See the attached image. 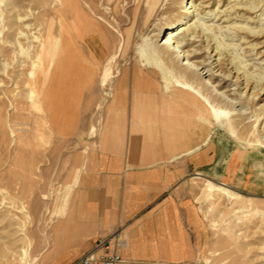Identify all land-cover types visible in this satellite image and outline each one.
Here are the masks:
<instances>
[{
	"label": "rangeland",
	"instance_id": "obj_1",
	"mask_svg": "<svg viewBox=\"0 0 264 264\" xmlns=\"http://www.w3.org/2000/svg\"><path fill=\"white\" fill-rule=\"evenodd\" d=\"M139 2L120 0L115 13L116 0H70L66 34L62 0H0V264L56 262V252L49 249L55 214L59 209L62 218L78 215L81 196L75 184L82 151L93 147L104 126L114 81L125 68L140 65V49L157 53L155 35L161 26L185 17L187 2L182 7L181 0H162L150 17L145 2L137 11ZM188 3L195 12L184 21L189 32L180 37L182 50L200 68L211 70L204 77L217 91L240 105L229 111V132L215 123L210 109V118H178L184 120L186 137L199 146L202 142L208 153V166L199 171L204 178L192 172L187 184L199 214L193 237L197 261L264 264V35L253 34L264 31V0ZM75 7L84 12L82 19ZM96 25L117 46L120 32L133 26L132 51L112 58L97 84L80 88L74 60L67 56H87L88 65L92 56L109 57ZM174 62L160 58L170 79L184 76L200 93L177 82L171 86L218 103L199 77L183 73ZM73 220L76 230L67 232L56 264H72L84 253L79 248L90 225L87 219Z\"/></svg>",
	"mask_w": 264,
	"mask_h": 264
},
{
	"label": "crops",
	"instance_id": "obj_2",
	"mask_svg": "<svg viewBox=\"0 0 264 264\" xmlns=\"http://www.w3.org/2000/svg\"><path fill=\"white\" fill-rule=\"evenodd\" d=\"M123 71L112 85L104 126L81 155L74 217L87 219L90 228L79 250L120 229L118 249L131 264H198L193 237L199 214L187 184L192 172L204 178L199 171L208 166V153L202 142L186 137L178 118H210L209 107L202 96L168 86L157 68ZM60 212L49 248L56 252L54 264L67 232L76 230L73 215L62 218Z\"/></svg>",
	"mask_w": 264,
	"mask_h": 264
},
{
	"label": "bare ground",
	"instance_id": "obj_3",
	"mask_svg": "<svg viewBox=\"0 0 264 264\" xmlns=\"http://www.w3.org/2000/svg\"><path fill=\"white\" fill-rule=\"evenodd\" d=\"M108 3L112 2L113 0H107ZM182 1V7H184V4L187 2V5L190 3H188V1L191 0H181ZM143 2H145L146 6H147V14L148 17L152 16L156 9L157 6L161 4L162 0H140L138 6H137V11L139 12L142 8ZM120 0H116V5L114 8L115 13L119 12L118 11V7ZM70 0H62V26H63V31L67 34L68 33V29H67V25L65 23V10L70 8ZM187 5L185 6L186 10L185 12H183L185 14V17L183 19H180L176 22L174 21H169L168 23H166L165 25L161 26V28L159 29V32L155 35L156 37V42H157V53H153L152 51L150 53H144L141 52V49L139 51V54L142 53V61L140 63L141 67H153V68H157L159 69L164 76V79L166 82V84L169 86L170 84H176V82L180 85L183 86L186 89H189L195 93H200V91L193 86V84L188 81L186 79V77L182 76V77H178L176 78V82H174V79H170L168 72L166 71V69L161 65L160 63V58H171L172 60H174L177 65L181 68V71H183V73H188V72H192L194 73L197 77H199L204 86H206L207 88H209L211 90V92L213 94H215V98L218 101V103H216L215 101H211L210 98L205 97L202 95L204 101L207 103L209 109L211 110V115L214 116L215 118H217L219 125L224 128L226 131L229 132V125H228V121H227V116L229 114L230 110H234L236 106L239 105V103L229 99V96L227 93L224 92H219L217 91V88L214 87V85L211 84V81H209L208 79H206V77L204 76H208V74L211 72L204 70L202 67L200 68V66H198V64L200 65L199 62H192L191 61V54L188 55L187 53L184 52V50H182L183 47V40L180 39L181 35H185L186 33L189 32V30H185L184 27L187 26L188 22H185V20H188V17L193 14L195 11H190V9L193 8V6L191 7H187ZM72 6V5H71ZM169 8H172V5L168 6ZM82 9V8H81ZM197 9V8H196ZM255 9V8H254ZM251 9V10H254ZM244 10V9H243ZM75 13L76 16L79 19H82L84 12L80 11V13L82 15H80V13H78V9L75 7ZM78 11V12H77ZM72 12V11H71ZM87 16V15H86ZM88 17V16H87ZM88 20V19H87ZM189 21V20H188ZM90 22V21H89ZM82 24V23H81ZM93 24V23H92ZM100 25V24H99ZM101 26V25H100ZM191 27V25H189ZM77 27V26H76ZM102 27V26H101ZM100 27V28H101ZM104 27V26H103ZM189 27V28H190ZM87 28V27H86ZM99 27L94 26V32L97 35H100V38L103 41V46H104V53H109V57L107 59H99V58H95L92 56V63H90L88 65L87 62V56L86 58L83 55H79L77 58L72 57L70 53H68V56L65 54L67 52H65L64 54L69 58V60H74V64L76 67V71H77V75L79 76V86L81 88V86L85 85V83L87 84L88 82H92L93 84H97L98 83V77L100 78V73L105 69V65L112 60V58L114 59L115 57H117L118 55L120 56H126L128 54V52L132 51V45H133V41H134V27L132 26L129 29H126L124 31L120 32V42L117 45L112 44L113 42H111L109 40V37L104 34V31H102ZM105 28V27H104ZM77 29V28H76ZM239 29V28H238ZM241 29V28H240ZM86 31V29H84ZM121 30V29H120ZM172 30V31H171ZM90 31V30H89ZM106 31V30H105ZM168 31H171L170 33L167 34ZM249 31V30H248ZM92 32V31H91ZM253 32V31H252ZM78 33V32H77ZM81 33V32H80ZM86 33V32H85ZM106 33V32H105ZM110 33V32H109ZM79 34V33H78ZM254 36H258L260 37L261 35H264V31H260L259 32H253ZM87 35V34H86ZM90 35V34H89ZM192 35V34H191ZM190 35V36H191ZM250 35V34H249ZM164 38L160 41V38L163 37ZM193 37L195 36V34L192 35ZM79 36H77L78 38ZM82 37V36H81ZM192 37V38H193ZM76 38V40H77ZM257 38V37H256ZM87 40V39H86ZM192 40V39H191ZM195 42V41H194ZM188 43V42H187ZM186 43V44H187ZM156 45V43H154ZM258 45V44H257ZM117 46V47H115ZM156 47V48H157ZM61 48V47H60ZM82 48V47H81ZM218 49V48H217ZM62 50V49H61ZM252 51L254 49H251ZM84 51V49H83ZM85 53V52H84ZM94 53V52H93ZM107 53V54H108ZM120 53V54H119ZM197 53V52H196ZM85 55V54H84ZM198 56V55H197ZM262 58V57H260ZM60 59V58H59ZM122 60V59H121ZM174 62V64H175ZM264 62V60H263ZM110 63V62H109ZM216 63V62H214ZM71 64V63H70ZM213 63H211L212 65ZM173 65V64H172ZM203 65V64H202ZM210 65V66H211ZM73 66V65H72ZM112 66V65H111ZM213 66H217L212 65ZM205 67V66H204ZM214 67V68H215ZM125 68V67H124ZM206 69V68H205ZM165 70V71H164ZM213 70V69H212ZM58 71V70H57ZM153 71V70H152ZM123 72H127V68L124 69ZM155 72V71H154ZM67 74V73H66ZM76 75V76H77ZM125 76V75H124ZM66 78V77H65ZM123 78V77H122ZM126 79V78H125ZM124 79V80H125ZM73 80V79H72ZM75 80V79H74ZM78 82V79H76V83ZM67 84V82H65ZM72 83V82H71ZM91 83V84H92ZM156 83V82H155ZM157 85V83H156ZM203 86V85H202ZM99 87V86H98ZM68 88V87H67ZM64 89V88H63ZM76 89V88H75ZM67 90V89H65ZM83 90V88H82ZM188 90V91H189ZM233 90V89H232ZM84 92V91H83ZM166 92V91H165ZM230 92V91H229ZM64 93V92H63ZM79 93V92H78ZM194 93V94H195ZM198 93V94H199ZM201 95V94H200ZM214 98V97H213ZM140 102V101H139ZM83 103V102H82ZM85 103V102H84ZM89 103V102H88ZM95 103V101H94ZM143 103V102H142ZM92 103H89V105L91 106ZM130 106V105H129ZM240 106V105H239ZM89 107V106H88ZM84 108V107H83ZM82 108V109H83ZM86 108V106H85ZM81 109V108H80ZM89 110V109H88ZM140 111V110H139ZM81 112V111H80ZM100 112V110H99ZM107 113V112H106ZM84 114V113H83ZM250 114V113H249ZM82 115V114H81ZM244 115V114H243ZM84 116V115H83ZM91 116V115H90ZM121 116V115H120ZM82 117V116H81ZM119 117V116H118ZM86 118V117H85ZM115 118V117H114ZM261 132V131H260ZM232 136V135H231ZM264 135H260V140L261 142L264 144ZM213 184L211 183V187ZM216 188V187H215ZM220 189H222L220 187ZM223 190V189H222Z\"/></svg>",
	"mask_w": 264,
	"mask_h": 264
},
{
	"label": "built area",
	"instance_id": "obj_4",
	"mask_svg": "<svg viewBox=\"0 0 264 264\" xmlns=\"http://www.w3.org/2000/svg\"><path fill=\"white\" fill-rule=\"evenodd\" d=\"M121 230L117 229L109 237H100L96 239L90 248L85 251L72 264H131L119 252V246L122 245L118 241Z\"/></svg>",
	"mask_w": 264,
	"mask_h": 264
}]
</instances>
